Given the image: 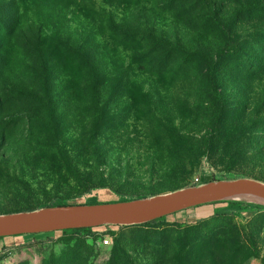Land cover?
<instances>
[{
    "label": "rangeland",
    "instance_id": "374dc122",
    "mask_svg": "<svg viewBox=\"0 0 264 264\" xmlns=\"http://www.w3.org/2000/svg\"><path fill=\"white\" fill-rule=\"evenodd\" d=\"M199 175L264 182V0H0V214ZM0 264H264V205L3 237Z\"/></svg>",
    "mask_w": 264,
    "mask_h": 264
},
{
    "label": "water",
    "instance_id": "95a60500",
    "mask_svg": "<svg viewBox=\"0 0 264 264\" xmlns=\"http://www.w3.org/2000/svg\"><path fill=\"white\" fill-rule=\"evenodd\" d=\"M230 201L264 205V182L244 177L212 180L124 202L53 206L0 214V238L98 226L140 225L186 209Z\"/></svg>",
    "mask_w": 264,
    "mask_h": 264
},
{
    "label": "built area",
    "instance_id": "2783aa9c",
    "mask_svg": "<svg viewBox=\"0 0 264 264\" xmlns=\"http://www.w3.org/2000/svg\"><path fill=\"white\" fill-rule=\"evenodd\" d=\"M205 177H206V178L202 177L201 175H199V176H195L190 186L201 185V184H203V183H206V182L211 181L210 176H205ZM103 243H104L105 245H107V244L109 243V240H108V239H104V240H103Z\"/></svg>",
    "mask_w": 264,
    "mask_h": 264
},
{
    "label": "crops",
    "instance_id": "0c3cea01",
    "mask_svg": "<svg viewBox=\"0 0 264 264\" xmlns=\"http://www.w3.org/2000/svg\"><path fill=\"white\" fill-rule=\"evenodd\" d=\"M209 205H212V204L202 205V206H198V207H204V206H209ZM198 207H194V208H198ZM190 209H192V208H190Z\"/></svg>",
    "mask_w": 264,
    "mask_h": 264
},
{
    "label": "trees",
    "instance_id": "16d2710c",
    "mask_svg": "<svg viewBox=\"0 0 264 264\" xmlns=\"http://www.w3.org/2000/svg\"><path fill=\"white\" fill-rule=\"evenodd\" d=\"M151 222H155V220L154 221H151Z\"/></svg>",
    "mask_w": 264,
    "mask_h": 264
}]
</instances>
